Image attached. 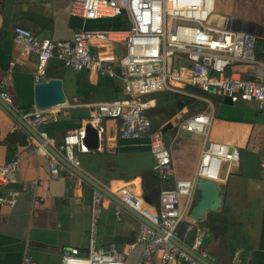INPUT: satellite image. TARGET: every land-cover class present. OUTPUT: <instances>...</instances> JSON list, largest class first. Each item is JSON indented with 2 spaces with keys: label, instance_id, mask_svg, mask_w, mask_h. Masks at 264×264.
<instances>
[{
  "label": "crops",
  "instance_id": "0c3cea01",
  "mask_svg": "<svg viewBox=\"0 0 264 264\" xmlns=\"http://www.w3.org/2000/svg\"><path fill=\"white\" fill-rule=\"evenodd\" d=\"M69 2L0 0V92L8 94L6 102L17 112L34 108L35 56H21V47L13 41L16 25L31 29L39 39L55 41L72 39L74 31L81 26L108 28L98 20L83 21L71 15ZM249 5L243 17L239 6L247 8L248 4L242 0L232 4L230 0L220 6V14L216 12L218 16H214L215 7L210 21L224 28L254 34L256 53L263 57L264 0H249ZM233 69L246 78L255 72L254 67L243 64ZM47 72L49 78L62 79L65 94L63 105L48 108L51 117L46 129L56 142L65 132L85 125L93 103L122 97L116 78L102 77L93 71L70 70L57 60L49 62ZM201 95L204 99L188 96L200 100V106L193 101L171 112L165 102L158 103V97L163 95L142 96L149 101L148 109L151 110L147 112L153 117L155 126L172 123V127L163 132L171 156L168 180L192 175L203 144L197 135L178 136L173 119L177 117L182 121L196 112L209 111L212 119L207 139L237 146L240 160L226 164L218 181L223 187L221 208L208 212L200 221L206 228L201 249L207 252L213 264H264V109H258L250 100L227 104L217 94ZM17 123L9 112L0 108V164L14 151L21 156L20 167L14 172L15 180L0 187V192H17L13 206L0 203V264H18L26 254L33 256L37 264H60L62 254L71 248L82 253L88 250L91 186L77 175H51L47 157L34 151L26 132ZM119 124L117 119H105L99 131L100 147L94 151L76 150L81 162L79 168L113 193L128 183L144 198L148 195L145 183L155 172L148 140L145 137L120 138ZM178 139L184 141L177 144L175 140ZM32 180L37 181L33 191L21 190L22 181ZM155 192L153 190V194ZM198 197L195 189L191 207ZM115 203L110 199L104 201L95 245L106 247L114 243L125 252L123 264H136L142 249L136 238L139 218L127 209L117 218ZM188 235L187 244L191 233ZM143 264L163 263L158 256L152 255Z\"/></svg>",
  "mask_w": 264,
  "mask_h": 264
},
{
  "label": "built area",
  "instance_id": "2783aa9c",
  "mask_svg": "<svg viewBox=\"0 0 264 264\" xmlns=\"http://www.w3.org/2000/svg\"><path fill=\"white\" fill-rule=\"evenodd\" d=\"M216 0H70L69 13L87 20L124 15V28H77L72 39H39L25 26L16 25L13 41L21 47V56H35V83L49 79L47 66L57 60L70 70L93 71L97 75L116 78L122 97L93 103L90 123L101 130L105 119L120 121V138L145 137L153 155L152 169L162 184L170 175V150L165 142L161 127H152L148 116L149 101L142 96L157 92L177 93L199 97L189 87L201 93L228 96L232 102L254 101L257 108L264 109V56L256 53L257 38L249 31L229 29L211 23ZM124 10V12H122ZM255 68L254 75L240 76L233 68L237 65ZM0 98L9 100L6 92ZM0 108L4 109L0 104ZM19 115L36 132L31 134L19 122L34 151L48 159L51 175L76 176L48 150L54 148L72 166L80 167L76 150H87L82 143L84 126L67 131L56 142L46 129L51 117L48 108L20 109ZM212 115L209 111L191 114L177 124V135H197L202 141L197 166L189 177L175 178L164 185L158 202L146 201L131 184L124 183L114 193L131 210L147 222L139 219L137 241L142 244L136 264H143L152 255L163 264H202L192 255L175 244L171 237L187 245L201 258L207 252L201 249L206 228L190 216L195 184L199 177L220 181L222 165L240 160L237 146L207 139ZM19 152L0 164V187L13 182L14 172L20 167ZM264 168V167H263ZM36 180L22 181L21 190L33 191ZM109 198L100 190L91 187L89 204V244L87 252L71 248L62 254L60 264H123L125 252L114 243L106 247L96 246L95 239L99 217L104 201ZM17 192H0V203L13 206ZM123 206L115 203V215L119 218ZM182 222H186L183 233L178 235ZM154 226L161 229L158 231ZM191 233L190 243L185 238ZM18 264H37L31 255H24Z\"/></svg>",
  "mask_w": 264,
  "mask_h": 264
},
{
  "label": "water",
  "instance_id": "95a60500",
  "mask_svg": "<svg viewBox=\"0 0 264 264\" xmlns=\"http://www.w3.org/2000/svg\"><path fill=\"white\" fill-rule=\"evenodd\" d=\"M124 12V10H122ZM224 102L227 104H232L231 98L224 96ZM65 103V94L63 90V84L61 78L50 77L48 80L43 82H37L34 84V99L33 104L35 108L45 109L53 106L63 105ZM0 104L3 108L9 112L26 130L31 134L38 137L36 132L21 118L19 113L6 101L0 98ZM172 127L171 122H166L162 127L164 132L167 128ZM83 145L86 146L88 150H97L102 140L99 136L98 129L90 123L85 124L84 126V136L82 138ZM48 150L53 153L56 158L67 166L71 171H73L78 177L82 178L87 182L91 187H94L100 190L105 194L110 200H113L123 206L125 209L129 210L132 214L137 216L139 219L147 222L142 218L137 212L131 210L127 205H125L121 200L111 191H109L101 183L97 182L94 178L89 176L83 170L78 167L72 166L69 162L63 159V157L52 147L48 146ZM196 190L199 192V197L196 202L190 208V216L197 221L203 220L206 217L208 212H214L221 208L222 206V195L223 187L217 181L199 177L195 184ZM146 201H150L147 196L144 197ZM158 231L162 232L160 228L154 226ZM171 240L177 244L181 249L185 250L187 253L192 255L195 259L199 260L202 264H213L208 258H201L198 254L190 250V248L177 240L176 238L171 237Z\"/></svg>",
  "mask_w": 264,
  "mask_h": 264
},
{
  "label": "trees",
  "instance_id": "16d2710c",
  "mask_svg": "<svg viewBox=\"0 0 264 264\" xmlns=\"http://www.w3.org/2000/svg\"><path fill=\"white\" fill-rule=\"evenodd\" d=\"M96 20H98L99 22H103L104 23L103 27H108V28H124L127 26V23L124 20V15H120V16H116V17H105V18H100V19H96ZM190 89L192 91L198 93V94H201V92L195 88H190ZM164 94H165L164 95L165 100H163L162 102H165L166 106H168L169 109H172L171 107H173L172 106L173 104H175L174 106H176V108H178L179 105H184L185 103H190V102L195 101L194 99L189 98L188 96H185L182 94L169 93V92H164ZM159 102H161V101L158 99V103ZM195 102L200 106V103H198V102H201L200 100H196ZM26 110H28V109L26 108ZM149 110H151V109H148V112H149ZM148 116L150 117V119L152 121V127L153 128L158 127V126H155V123L153 122V117H151L149 113H148ZM166 182L168 184H171L172 181L167 180ZM167 183H165V184L168 185ZM165 184L161 183L159 177L157 176V174L155 172L152 174L150 181H148V182L146 181L145 187H146V190L148 192L150 202H153V203L158 202L159 191ZM153 190H156V192L154 194H153ZM185 224H186V222H182L180 228L178 229V235H181L183 233Z\"/></svg>",
  "mask_w": 264,
  "mask_h": 264
},
{
  "label": "rangeland",
  "instance_id": "374dc122",
  "mask_svg": "<svg viewBox=\"0 0 264 264\" xmlns=\"http://www.w3.org/2000/svg\"><path fill=\"white\" fill-rule=\"evenodd\" d=\"M230 2V0H219L218 2H216V11H215V13H214V16H216L217 15V13L218 14H220L219 13V9H220V6L222 5V4H227V3H229ZM234 2H235V0H231V3L232 4H234ZM242 2H246L247 4H248V7L246 8L245 6H239V10H240V12H241V15L244 17L245 16V14H247L248 13V11H249V8H250V5H249V0H242ZM217 12V13H216ZM214 16H213V20H214ZM218 16V15H217ZM161 93H164V92H157V93H154V95H156V96H158V95H163V96H159L158 98H159V100L162 102L163 100H165L164 98H165V94H161ZM148 95H151V94H147V95H145L144 96V98H148ZM175 104H173L172 106L173 107H171L172 109H169L170 110V112L171 111H174V110H177L178 108H176V106H174ZM180 121H179V118H174L173 119V123H174V125H175V127L177 126V124L179 123ZM176 142L175 143H179V144H181L184 140H182V141H180L179 139L178 140H175ZM225 163H223V165H222V169H224V167H225Z\"/></svg>",
  "mask_w": 264,
  "mask_h": 264
}]
</instances>
